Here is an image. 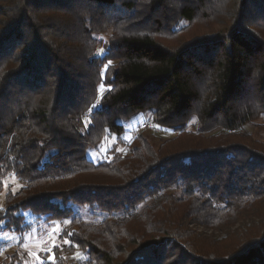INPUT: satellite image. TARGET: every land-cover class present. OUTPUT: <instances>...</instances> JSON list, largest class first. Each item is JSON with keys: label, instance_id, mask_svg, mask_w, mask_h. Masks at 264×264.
<instances>
[{"label": "trees", "instance_id": "16d2710c", "mask_svg": "<svg viewBox=\"0 0 264 264\" xmlns=\"http://www.w3.org/2000/svg\"><path fill=\"white\" fill-rule=\"evenodd\" d=\"M226 1L0 0L5 231L58 223L71 264H264V142L242 132L264 125V0ZM203 23L223 30L184 44ZM146 113L174 135L87 160Z\"/></svg>", "mask_w": 264, "mask_h": 264}, {"label": "rangeland", "instance_id": "374dc122", "mask_svg": "<svg viewBox=\"0 0 264 264\" xmlns=\"http://www.w3.org/2000/svg\"><path fill=\"white\" fill-rule=\"evenodd\" d=\"M231 2L232 1L230 0L226 1L223 3V7L226 8L230 6ZM2 6H4V4H2ZM1 29L2 27L0 24V30ZM222 30L223 27L221 29V26L217 25L205 27L204 23L198 26L196 25L192 28L191 32L189 31L185 35L187 39L183 43L186 44L193 42L197 38L214 36V33L218 31L221 32ZM165 44L167 46H171L173 45V41L166 42ZM195 121L196 120L192 118L190 127H188L190 130ZM125 130L126 133H124L120 138L113 135L103 138L95 150H88L86 152L87 160L95 164L107 161L110 159V152L114 147L118 153L123 155L127 154V147L136 136H140L148 140L153 147H158L162 140L174 135L170 131H164L155 126L152 123L150 113L139 115L125 123ZM242 132L251 135L253 139L259 142H264V125L260 122V120L246 125L242 129ZM20 188L21 184L13 176H9L2 180L0 186V209H3L6 205V195L8 193L15 194ZM74 211L83 221L87 223L96 219L90 216V212L88 210L75 207ZM27 214L28 213H25L26 216ZM68 223L69 221H66L65 224L67 225ZM1 226H3V223H0V258L8 257L11 259L13 257L15 259L14 264H54V262L60 258H64L63 261L71 264L79 260L77 259V252L74 255H66L65 247H68L69 245H65L63 243V239L60 236L61 226L58 223H45L43 221H39L37 223L33 222L32 229L27 234L21 236L11 231H5ZM238 226L239 224H235L232 230H235ZM191 228L197 234H202L209 239L223 240L225 238L223 233L213 232L199 226H192ZM53 241H55V243L59 246L53 247ZM201 247L203 250L208 249L205 242L202 243ZM56 249H58L57 254L54 253ZM37 257H39V259H37Z\"/></svg>", "mask_w": 264, "mask_h": 264}, {"label": "snow or ice", "instance_id": "6c2138e0", "mask_svg": "<svg viewBox=\"0 0 264 264\" xmlns=\"http://www.w3.org/2000/svg\"><path fill=\"white\" fill-rule=\"evenodd\" d=\"M104 53H105V50H104V49H101V50L99 51L98 55H103ZM111 63H112V61L109 60V61L107 62V64L104 65V71H102L101 74H100V75H101V80H105V79L107 78V76H106L107 69L109 68V66L111 65ZM100 87H101V88H104V87H106V85L101 84ZM95 107H96V106L94 105L93 108H95ZM89 111L91 112L92 109H90ZM68 235L71 236V233H69ZM63 243H64L65 245H71V244H72V241H71L70 239L65 238V239H63ZM58 246H59V245H57V244L55 243V241H53V247H58ZM37 259H39V257H37Z\"/></svg>", "mask_w": 264, "mask_h": 264}]
</instances>
